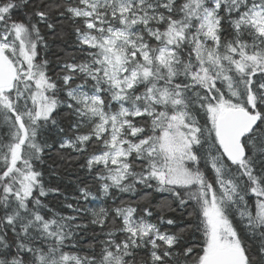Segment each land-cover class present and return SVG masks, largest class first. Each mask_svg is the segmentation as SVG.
<instances>
[{
	"label": "snow or ice",
	"instance_id": "1",
	"mask_svg": "<svg viewBox=\"0 0 264 264\" xmlns=\"http://www.w3.org/2000/svg\"><path fill=\"white\" fill-rule=\"evenodd\" d=\"M0 264H264V0H0Z\"/></svg>",
	"mask_w": 264,
	"mask_h": 264
},
{
	"label": "trees",
	"instance_id": "2",
	"mask_svg": "<svg viewBox=\"0 0 264 264\" xmlns=\"http://www.w3.org/2000/svg\"><path fill=\"white\" fill-rule=\"evenodd\" d=\"M67 182V181H66Z\"/></svg>",
	"mask_w": 264,
	"mask_h": 264
}]
</instances>
